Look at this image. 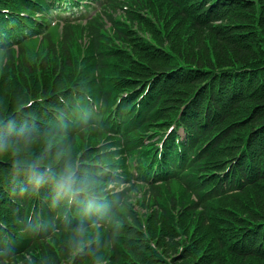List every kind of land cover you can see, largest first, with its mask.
I'll return each instance as SVG.
<instances>
[{
    "label": "trees",
    "instance_id": "16d2710c",
    "mask_svg": "<svg viewBox=\"0 0 264 264\" xmlns=\"http://www.w3.org/2000/svg\"><path fill=\"white\" fill-rule=\"evenodd\" d=\"M230 1L202 0L187 16L165 0H108L87 24L63 18L62 33L44 31L39 50L25 38L0 47V121L37 132L0 152V264H231L241 237L260 241L264 177L230 194L226 180L245 157L264 172V0ZM20 4L14 12L53 13L47 0ZM173 122L186 127L185 143L169 137L158 149L152 137ZM111 137L119 150H108ZM48 140L95 175L103 209L89 215L87 196L62 199L28 181L17 165Z\"/></svg>",
    "mask_w": 264,
    "mask_h": 264
},
{
    "label": "clouds",
    "instance_id": "9594fccd",
    "mask_svg": "<svg viewBox=\"0 0 264 264\" xmlns=\"http://www.w3.org/2000/svg\"><path fill=\"white\" fill-rule=\"evenodd\" d=\"M36 135L32 126L18 125L13 120L0 121V152L17 144L30 145ZM17 166L33 186L51 184L59 198L75 200L87 196L84 209L89 215L104 207L95 195V175L83 172L81 163L55 141H46L38 156H26ZM85 233L86 226L80 225L72 237L74 249L79 250L84 245Z\"/></svg>",
    "mask_w": 264,
    "mask_h": 264
},
{
    "label": "rangeland",
    "instance_id": "374dc122",
    "mask_svg": "<svg viewBox=\"0 0 264 264\" xmlns=\"http://www.w3.org/2000/svg\"><path fill=\"white\" fill-rule=\"evenodd\" d=\"M145 34H147L150 38H153L156 35V34H154L152 32H149V31H146ZM181 36L182 35H180L179 37H181ZM157 39L160 41V37H158ZM161 39H162L161 42H163V43H166L167 41L170 40V38H164V40H163V37ZM186 39H187V36L178 39V41L181 42V44H183V45L185 44L188 47L189 46L191 47L194 43L191 44V45H189L190 40L188 42H186L187 41ZM140 55H143V54H140ZM241 264H264V262L263 261H260V260H256V259H248V260H243L241 262Z\"/></svg>",
    "mask_w": 264,
    "mask_h": 264
}]
</instances>
